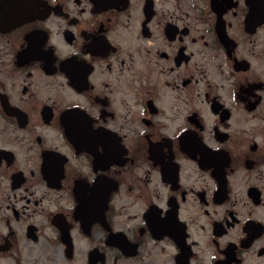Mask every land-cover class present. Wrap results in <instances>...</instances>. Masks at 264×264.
<instances>
[{
	"label": "flooded vegetation",
	"instance_id": "1",
	"mask_svg": "<svg viewBox=\"0 0 264 264\" xmlns=\"http://www.w3.org/2000/svg\"><path fill=\"white\" fill-rule=\"evenodd\" d=\"M0 264H264V0H0Z\"/></svg>",
	"mask_w": 264,
	"mask_h": 264
}]
</instances>
